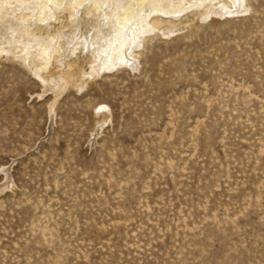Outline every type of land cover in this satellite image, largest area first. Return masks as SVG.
I'll return each mask as SVG.
<instances>
[{"label":"rangeland","instance_id":"374dc122","mask_svg":"<svg viewBox=\"0 0 264 264\" xmlns=\"http://www.w3.org/2000/svg\"><path fill=\"white\" fill-rule=\"evenodd\" d=\"M249 3L188 15L85 89L55 95L0 59V264H264V0Z\"/></svg>","mask_w":264,"mask_h":264},{"label":"bare ground","instance_id":"6f19581e","mask_svg":"<svg viewBox=\"0 0 264 264\" xmlns=\"http://www.w3.org/2000/svg\"><path fill=\"white\" fill-rule=\"evenodd\" d=\"M250 10L249 0H0V59H15L56 95L136 68L146 43L188 29V15L204 22Z\"/></svg>","mask_w":264,"mask_h":264}]
</instances>
